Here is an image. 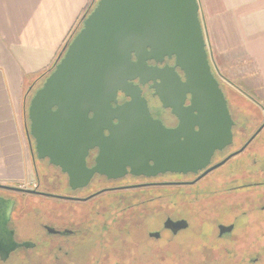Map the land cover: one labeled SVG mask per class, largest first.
Segmentation results:
<instances>
[{
    "label": "flooded vegetation",
    "instance_id": "flooded-vegetation-1",
    "mask_svg": "<svg viewBox=\"0 0 264 264\" xmlns=\"http://www.w3.org/2000/svg\"><path fill=\"white\" fill-rule=\"evenodd\" d=\"M147 64L153 68H172L175 59L148 60ZM209 64L226 101L228 122L216 121L215 113L204 100L199 102L198 110L190 112L194 107L193 95H184L174 86L177 79L186 81L185 73L178 67L161 74L165 76L162 77L165 82L156 79L141 84L136 79L133 83L139 86V97L144 100V105H132L133 98L121 91L117 102L112 104L114 109L121 108V118L113 119V125L120 126L118 145L112 146L108 142L113 134L105 129L107 142L103 154L100 147L88 149L87 153L80 149L82 146L78 150L81 151L78 155L83 158L82 163L79 158V166L84 165L78 170L87 176L89 171H94L89 179L79 175L80 179L70 182L69 170L76 171L78 161L67 152H46L45 146L42 155L37 152V140L30 133L29 106L24 108L25 137L35 180L29 187L0 184L10 187L0 188V199L7 206L11 204L7 226L14 232L15 241L19 244L30 242L34 246H19L5 261L0 257V262H7L19 249L33 251L41 246L49 255L71 254L76 252L77 244L90 243L80 239L84 235L81 227L86 220L79 219L78 209L65 213L54 206L51 216L35 218L29 223L31 214L38 209L37 198L82 204L108 195L106 202L114 210L118 207L116 212L122 220L118 222L119 235L111 237L113 243H110L111 238L108 241L112 247L115 240L121 242L125 237L132 238L140 231L137 230L139 224L135 223L143 222L142 228L149 227L146 237L152 243L161 242L162 249L168 253H244L254 255L249 263H263L264 97L258 89L249 88L254 98L251 103L247 102L210 54ZM171 83L170 88L165 87ZM37 84L32 86L29 94L35 93ZM153 121L160 122L170 132L165 136L166 140L162 139L158 125ZM153 134L157 141H166L164 151L153 144ZM190 146L193 147L191 157ZM179 153L181 162L169 160L178 157ZM59 185L66 188L63 193L54 191ZM24 190H35L36 193L29 194ZM95 211L97 213L98 206ZM28 224L40 229L41 240L20 237L22 228ZM134 245L133 248H137L138 245Z\"/></svg>",
    "mask_w": 264,
    "mask_h": 264
},
{
    "label": "water",
    "instance_id": "water-1",
    "mask_svg": "<svg viewBox=\"0 0 264 264\" xmlns=\"http://www.w3.org/2000/svg\"><path fill=\"white\" fill-rule=\"evenodd\" d=\"M199 10V0H98L83 19L82 28L60 51L53 71L30 98V133L37 140V152L42 155L45 146L46 152L61 150L75 161L81 158L82 163L83 158L78 155L81 146L85 153L100 147L103 154L107 142L105 129L113 134L108 142L117 146L120 126H114L113 119L121 118V108L114 109L112 104L117 102L118 92L131 96L132 105H144L139 86L133 81L139 79L145 84L161 79L165 82L161 74L176 67L185 73L186 81L177 79L175 88L184 95H193L194 107L190 112L198 110L199 102L204 100L215 113L216 121L228 122L226 101L211 73ZM165 57H174L175 66L160 69L147 64L148 60L162 62ZM172 84L165 87L170 88ZM153 124L158 125L159 134L166 140L170 132L160 122L153 121ZM76 141L81 144H75ZM155 141L153 134V144L158 145V150L166 149V141ZM192 152L190 146V157ZM173 154H177V149H173ZM180 157L179 153L169 160L181 162ZM77 164L76 171L69 170L70 182L80 179L79 175L84 179L93 176L94 171H89L88 176L81 173L78 169L84 165L79 166V161ZM0 188L10 187L0 185ZM0 211V257L5 261L19 246L34 244L17 243L14 232L8 229L11 204L7 206L0 199Z\"/></svg>",
    "mask_w": 264,
    "mask_h": 264
},
{
    "label": "crops",
    "instance_id": "crops-1",
    "mask_svg": "<svg viewBox=\"0 0 264 264\" xmlns=\"http://www.w3.org/2000/svg\"><path fill=\"white\" fill-rule=\"evenodd\" d=\"M97 0H0V184L31 171L23 105ZM207 49L221 71L264 97V0H199Z\"/></svg>",
    "mask_w": 264,
    "mask_h": 264
},
{
    "label": "rangeland",
    "instance_id": "rangeland-1",
    "mask_svg": "<svg viewBox=\"0 0 264 264\" xmlns=\"http://www.w3.org/2000/svg\"><path fill=\"white\" fill-rule=\"evenodd\" d=\"M233 84L239 88V94L243 99L251 103V100L254 98L252 96L254 95L253 92L245 85H238L236 81H233ZM29 95L32 96V94ZM28 97V94H26L23 114L24 108L27 107ZM34 180V175L29 171L27 180L17 183V185L29 187L32 186ZM65 189L66 188H61V185H59L54 191L63 193ZM108 198V195H104L96 200L82 204L66 203L64 201L51 199L39 200L37 198L38 209L36 213L33 212L31 214L29 223H33L40 217L45 219L44 217L51 216L50 212L54 206L65 210V213H71V210L78 209L81 216L79 219L86 220L84 221V227H81L84 235L80 237V239L90 241V243H85L83 245H81L82 243H79V245L77 244L75 249L76 252L74 253L51 254L52 256L45 252V247L41 246L33 251L19 249L14 252L7 262H0V264H252L248 261L250 257L254 255L244 253H168L162 249L161 242L153 241L152 243L151 240L146 237V231L149 227L142 228L143 222L135 223L139 224L137 230L139 229L140 231L134 233L132 238L125 237L121 242L115 240V245L112 247L110 243H113L112 241L114 240L111 237L119 235L118 222L122 220L118 216V212H116L118 211V207L114 210L112 209L113 206L108 205L106 202L109 201ZM97 206L98 211L96 213L94 209ZM153 224L156 225L155 221H153ZM145 226H149V224L145 223ZM37 228L35 227V232L32 225H25L20 232V237L24 240H41V231L40 229L37 230ZM110 238L111 242L108 243ZM42 243H44V241H42ZM134 244L138 245L137 248H133L135 246ZM152 246L153 250L150 251V247ZM54 256H59V259H54ZM261 264H264V258Z\"/></svg>",
    "mask_w": 264,
    "mask_h": 264
},
{
    "label": "trees",
    "instance_id": "trees-1",
    "mask_svg": "<svg viewBox=\"0 0 264 264\" xmlns=\"http://www.w3.org/2000/svg\"><path fill=\"white\" fill-rule=\"evenodd\" d=\"M98 1V0H97ZM97 1L93 2L88 10L86 11V13L84 14V16L82 17V19L79 21V24L76 28V30L73 32L72 36L70 37V39L67 41V43H69L71 41V39L79 32V30L82 28V23H83V19L93 10V8L96 6ZM56 62L53 64V66H51L48 70L43 71L42 73H40L39 75L36 76L34 82H36L37 84V88H40L42 86V84L44 83L45 79L49 76V74L53 71L54 67H55ZM30 97H28L27 100V104L26 106H28L29 101H30Z\"/></svg>",
    "mask_w": 264,
    "mask_h": 264
}]
</instances>
